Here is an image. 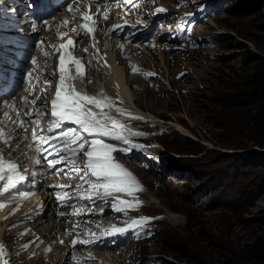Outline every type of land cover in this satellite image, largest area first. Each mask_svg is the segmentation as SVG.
I'll list each match as a JSON object with an SVG mask.
<instances>
[{
  "label": "rangeland",
  "instance_id": "obj_1",
  "mask_svg": "<svg viewBox=\"0 0 264 264\" xmlns=\"http://www.w3.org/2000/svg\"><path fill=\"white\" fill-rule=\"evenodd\" d=\"M177 3H184L182 12L168 29H174L175 34L169 33L163 40L174 41L171 44L177 48L169 57L160 58L154 52V58L147 61L141 55L160 77L146 83L132 75L130 90L137 94V107L156 116L153 125L170 135L190 137L207 151L192 159L166 145L162 151L166 170L152 158L155 150L147 139L128 155L121 153L120 160L134 163L145 186L134 176L143 190L133 193L141 194L139 201L146 204L145 213L160 219L157 228L146 224L132 237L138 249L146 252L142 256L145 260L154 257L163 264H245L240 250L254 235H264V149L241 146L243 134L237 124L251 109L221 102L248 92L241 87L239 76L255 65L248 61L251 57L264 61V0ZM209 6L211 16L206 15ZM196 14H200L198 22L184 30L182 23L189 25ZM179 73L183 74L181 79ZM120 216L117 224L129 222L132 216L142 217L131 208ZM128 250L114 252L109 258L124 263L122 255Z\"/></svg>",
  "mask_w": 264,
  "mask_h": 264
},
{
  "label": "snow or ice",
  "instance_id": "obj_2",
  "mask_svg": "<svg viewBox=\"0 0 264 264\" xmlns=\"http://www.w3.org/2000/svg\"><path fill=\"white\" fill-rule=\"evenodd\" d=\"M71 10V5H69ZM166 11L163 7L157 9V12ZM103 18L107 19V13L103 14ZM83 19L89 20L92 19L91 16H84ZM47 25V22H44ZM64 24L67 25L68 21L65 20ZM118 25H114L113 29L118 28ZM35 28V25H33ZM83 30L80 34L87 35L93 31L87 23L81 25ZM76 31V29H73ZM61 36L66 35V33H60ZM42 41L38 42V47L42 45ZM76 42L71 39H68L66 44L60 45L58 48L55 45L50 47L56 51L60 49H69ZM85 52H88V49H85ZM45 56H48L49 53L45 52ZM66 61L75 66V72L77 75H81L85 66L82 64L81 59L75 58L70 51H64L59 57L58 73H59V86L56 91L55 99L51 102V116L53 117L52 123L48 126L47 131H53V127L56 128L62 127V122H70L73 125L78 127H72L65 131L61 132V144L54 147L53 151L60 156V160L69 159L72 162H75L77 159L81 160L83 164V169L77 168V171L86 170L90 173L92 177H96L97 180L91 183V192L93 195L98 196L101 200H107L109 197H113L116 200H119L120 197L117 194H127L132 195L133 188H138L143 190L139 185V182L136 181L134 175L127 170L123 165L114 162L113 153L121 152L127 155L128 152L139 147L134 143H131L127 136L123 135L121 131L116 130V126L119 125L120 129H124L126 126L121 124L119 120L107 115L106 113H97L93 111L91 107H88V104H92L96 107L101 106L104 101H107L109 107H111L115 102L111 99L104 97L103 99H96L87 94H82L77 91L74 86L71 84L68 85L67 89L65 87L66 79L72 80L75 79L74 76L66 77L65 73L68 71L66 68ZM90 62V61H89ZM31 63L35 65L37 63L36 58H31ZM183 75V74H181ZM26 79L31 83L33 79L32 72L26 74ZM89 83H92L89 80ZM46 85L50 86L51 81L46 82ZM39 99V97H37ZM22 102L25 105H35L36 101H28L26 98H22ZM5 106H8V101H2ZM11 110L15 111L14 104L11 105ZM117 112H120V109H116ZM3 115L6 118L11 119L9 112H4ZM17 117L20 118L19 127L26 128L30 121L23 120L22 116L27 115L31 116V112H25L23 114L17 112ZM35 115L40 117L45 115L44 112L37 110ZM17 123L16 120L12 121ZM43 131V130H42ZM79 132L88 133L94 138L89 141L88 137L78 135ZM3 130H0V136H3ZM129 135L138 136L139 133H130ZM33 139L38 141H45L48 138L43 136H38L35 129L32 133ZM104 138H108L112 141H117L128 145L126 149H117L111 143H105ZM85 144H88V150L83 151ZM68 145H73V147H68ZM59 148V151H57ZM71 153L70 157H67V153ZM59 161L49 162V167H55V164ZM36 164H40L41 160L37 159ZM8 170L12 175L8 176L7 185L2 189L3 192H8L11 189L15 188L20 181H23L25 177L17 171V165L13 163H8ZM4 178V166L3 158L0 157V179ZM83 179V178H82ZM25 196L28 194L25 193ZM60 199V197H57ZM123 204L124 202L121 201ZM137 205L142 206V201H139L138 198L135 199L134 203H128L126 206L128 208L136 207ZM5 205L0 204V208H3ZM116 211H124V207L117 206V204L112 205ZM62 215V213H61ZM156 219L155 217H141L139 220H133L132 224L143 227L151 220ZM126 231L124 228H116L113 231V234L123 233ZM77 241H73L75 244ZM63 243V241H60ZM4 245L0 244V258L4 256ZM51 249H49L50 251ZM3 264H7L6 261Z\"/></svg>",
  "mask_w": 264,
  "mask_h": 264
},
{
  "label": "bare ground",
  "instance_id": "obj_3",
  "mask_svg": "<svg viewBox=\"0 0 264 264\" xmlns=\"http://www.w3.org/2000/svg\"><path fill=\"white\" fill-rule=\"evenodd\" d=\"M165 2L167 4L170 3V1H165ZM151 11H154L156 13L155 14L156 16L160 14V12H157V8ZM139 15L140 16L136 19L135 24L136 25L138 24L140 26L139 32L144 33L145 27L148 24L151 25V22L150 20L149 21L145 20V16L142 15V13H140ZM149 17H153V16L150 15ZM117 54H118L117 57H115V54H111V58L109 61L110 67L100 69L101 75L98 78H95V83H99V86L102 88H104L102 86V83H104L106 86L105 91L100 92V93L102 95H108L109 93L115 94L118 97L119 102H122L124 104L125 108H119L118 103H114L111 107H109L106 100L99 107H96L90 103L88 105L93 109V111L97 113H101V112L106 113L107 115H110L116 120H119L121 124L125 125L126 127L124 129H120L119 125H117L116 130L121 131V133L127 136L130 142L133 143L132 141H133L134 136L129 135L130 133H135L133 123L137 121L139 117H146L147 119H150L153 122H155L156 118L153 117L151 114L145 113L144 111H142L140 108L137 107L136 99H135L137 94H135V92L132 89L130 90L132 86V82H133V78L131 76L132 73L128 66L130 61L129 59L126 60L125 57L122 56V54H120V51ZM161 57H163V55H161L160 58ZM132 61L135 63L134 60ZM138 61L143 63L144 64L143 66L146 65L145 61H143V58H141V56L138 57ZM164 66L165 65H163V60H162L161 68H164ZM165 72H167L169 76L170 71L166 69ZM91 92L93 94H90L88 96H91L96 99H103L101 94L98 95L95 93L96 92L95 90L91 89ZM117 108L120 109V112L116 111ZM118 143L121 144V142H118ZM118 153L119 152L113 153L114 162L116 163H119L116 160L118 159V156H119ZM27 166H30L28 162H27ZM136 190H138V188L134 187L133 191H136ZM0 195H3V194L0 193ZM35 199H38L43 204L42 210H44V214L36 223L34 222L33 224H31L30 227L34 229L35 231H37L38 234H40L43 237V239H45L48 242L49 241L50 242H54V241L60 242L64 238V231H63L62 225L58 222L59 221L58 218L56 216L51 215L52 212L54 211L52 209L53 201L51 200V196H50L49 190L46 188V185L41 188L39 195L35 197ZM0 236H1V232H0ZM93 238L98 239L97 237H93ZM1 239L4 242H6L5 236L3 237L1 236ZM9 241L6 242L7 249L10 246ZM127 252L130 253L131 251L128 250Z\"/></svg>",
  "mask_w": 264,
  "mask_h": 264
},
{
  "label": "trees",
  "instance_id": "obj_4",
  "mask_svg": "<svg viewBox=\"0 0 264 264\" xmlns=\"http://www.w3.org/2000/svg\"><path fill=\"white\" fill-rule=\"evenodd\" d=\"M238 12L240 15L244 14L242 11ZM248 61L255 65L239 76L241 87L245 86L248 92L224 98L221 104L251 109L245 119L237 124L243 134L241 146L251 145L264 149V61L257 57H251ZM159 140L165 146L172 145L178 148L182 155L190 156L192 159H197L207 151L201 143H195L191 138L179 133L164 134ZM180 161H183V158ZM240 258L245 264H264V235H254L240 250Z\"/></svg>",
  "mask_w": 264,
  "mask_h": 264
},
{
  "label": "clouds",
  "instance_id": "obj_5",
  "mask_svg": "<svg viewBox=\"0 0 264 264\" xmlns=\"http://www.w3.org/2000/svg\"><path fill=\"white\" fill-rule=\"evenodd\" d=\"M225 11H227V9H225ZM158 260V259H157ZM159 261V260H158ZM160 262V261H159ZM162 263V262H161Z\"/></svg>",
  "mask_w": 264,
  "mask_h": 264
}]
</instances>
